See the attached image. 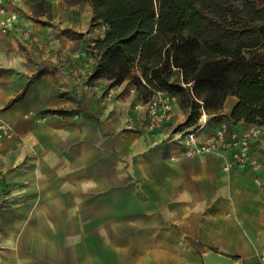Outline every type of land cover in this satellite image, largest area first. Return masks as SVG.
<instances>
[{"label": "crops", "instance_id": "crops-1", "mask_svg": "<svg viewBox=\"0 0 264 264\" xmlns=\"http://www.w3.org/2000/svg\"><path fill=\"white\" fill-rule=\"evenodd\" d=\"M5 1L19 18L0 37V55L10 60L23 50L19 60L40 73L26 87L0 75V119L23 133L25 143L0 138V264H203L208 250L258 264L264 124L244 167L225 170L229 152L183 156L173 132L187 110L177 104L173 119L152 133L128 80L112 95L97 88L104 79L87 81L83 62L90 56L74 55L102 30L92 25L86 1L49 0V14L35 16L40 21L25 0ZM235 102L227 98L220 112L226 119ZM27 112V120L51 123L25 122ZM216 124L208 121L200 137ZM232 124L234 132L247 127ZM57 135L65 148H54Z\"/></svg>", "mask_w": 264, "mask_h": 264}, {"label": "trees", "instance_id": "trees-1", "mask_svg": "<svg viewBox=\"0 0 264 264\" xmlns=\"http://www.w3.org/2000/svg\"><path fill=\"white\" fill-rule=\"evenodd\" d=\"M65 1H86L92 25H104L90 40L96 61L87 81L104 79L107 90L128 80L142 103L155 91L177 95L188 115L176 130L195 125L202 111L230 128L264 124V0ZM25 2L35 20L49 14V0ZM229 96L236 102L226 119Z\"/></svg>", "mask_w": 264, "mask_h": 264}, {"label": "built area", "instance_id": "built-area-1", "mask_svg": "<svg viewBox=\"0 0 264 264\" xmlns=\"http://www.w3.org/2000/svg\"><path fill=\"white\" fill-rule=\"evenodd\" d=\"M19 12L9 7L5 0H0V37L8 36L16 28ZM104 29V25H100ZM24 40L30 39L31 34L28 29L20 30ZM94 43L91 41L86 48L75 52V57L90 56L84 63L86 77L89 75L92 64L96 61L91 50ZM89 46V47H88ZM77 80L81 81L78 76ZM100 85V84H99ZM114 88L105 90L108 95L114 93ZM148 131L155 133L173 119L174 108L178 104V96L165 90L155 91L154 94L143 103ZM207 115L202 111L196 124L183 130H174V135L181 145V155L195 156L198 154H218L229 152L230 159L225 164L224 169L228 170L231 166L244 167L250 160V148L252 141L260 133V126H247L241 132H234L227 121L217 123L215 128L205 137H200V133L207 125ZM15 137V131L9 122L0 119V138L10 139ZM173 158V157H172ZM258 164H255L257 166ZM264 250V242H263ZM258 264H264V253L259 257Z\"/></svg>", "mask_w": 264, "mask_h": 264}, {"label": "rangeland", "instance_id": "rangeland-1", "mask_svg": "<svg viewBox=\"0 0 264 264\" xmlns=\"http://www.w3.org/2000/svg\"><path fill=\"white\" fill-rule=\"evenodd\" d=\"M24 53L25 52H23V50H19L18 55L16 53L9 54L8 57L10 58V60H8V59L4 58L2 55H0V65H1V63H3V66L0 67V75L4 76L5 74H7L8 78L10 79V83L12 86H16V87L18 86L19 87V85H23V87H26L27 85L31 84L32 81L37 80L39 77L40 72L38 71V69H37V71L34 72L33 65L28 64V62H26V61H23V60L20 61L19 60L22 57V55H24ZM28 72L31 74H29ZM78 82H80V81L78 80ZM95 84H96L97 88H99L101 90L103 89L102 90L103 94H106V92L104 91L106 83L103 84L101 81H98ZM20 96H21V93L17 94L13 99L10 100L9 103L16 101ZM31 115H32L31 112H27L26 114H24V116H23L25 118L24 121L29 122L31 124L35 123L36 125H40L42 128L43 127L47 128L48 127L47 124L51 123V120H40V119H42L40 117L38 118V120H34V121L33 120H27L31 117ZM7 122H9V121H7ZM9 123L15 131V137H12L10 139H17V140L21 141L20 143H17L18 146H20V145L25 146V143L23 142L24 134L15 130L13 124L11 122H9ZM29 128L31 129V126H29ZM22 137H23V139H22ZM58 138L62 139L61 136H58L57 137L58 142L56 141V139H55V141H53L54 148H56V149L65 148L64 141H59ZM45 147L47 148L48 146H45ZM26 162H27V164H31L30 161H26ZM6 187H7L6 191H8L9 193H12L14 195V193H15V188H13L14 186L7 184ZM56 191H57V193H59V191H61V190H56Z\"/></svg>", "mask_w": 264, "mask_h": 264}, {"label": "water", "instance_id": "water-1", "mask_svg": "<svg viewBox=\"0 0 264 264\" xmlns=\"http://www.w3.org/2000/svg\"><path fill=\"white\" fill-rule=\"evenodd\" d=\"M203 264H239L233 257L219 253L214 250H208L201 254Z\"/></svg>", "mask_w": 264, "mask_h": 264}]
</instances>
